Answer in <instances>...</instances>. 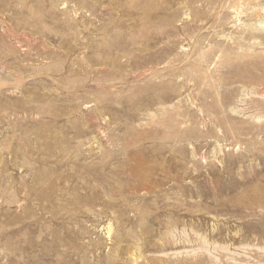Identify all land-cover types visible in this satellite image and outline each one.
Instances as JSON below:
<instances>
[{
    "label": "rangeland",
    "instance_id": "374dc122",
    "mask_svg": "<svg viewBox=\"0 0 264 264\" xmlns=\"http://www.w3.org/2000/svg\"><path fill=\"white\" fill-rule=\"evenodd\" d=\"M0 264H264V0H0Z\"/></svg>",
    "mask_w": 264,
    "mask_h": 264
}]
</instances>
